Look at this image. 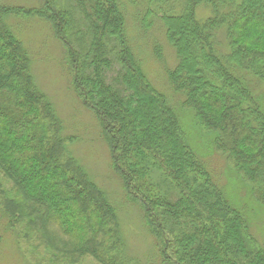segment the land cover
Here are the masks:
<instances>
[{
	"label": "trees",
	"instance_id": "1",
	"mask_svg": "<svg viewBox=\"0 0 264 264\" xmlns=\"http://www.w3.org/2000/svg\"><path fill=\"white\" fill-rule=\"evenodd\" d=\"M63 1L0 0V211L9 228L38 241L30 254L42 246L46 255L132 262L116 206L69 149L75 137L63 134L11 22L39 17L65 50L72 89L95 114L160 264H264V243L190 144L171 99L179 95L199 127L216 133V153L264 205V0H151L138 19L145 28L159 21L176 55L168 92L130 45L124 2L134 0ZM201 6L209 15L199 16Z\"/></svg>",
	"mask_w": 264,
	"mask_h": 264
},
{
	"label": "rangeland",
	"instance_id": "2",
	"mask_svg": "<svg viewBox=\"0 0 264 264\" xmlns=\"http://www.w3.org/2000/svg\"><path fill=\"white\" fill-rule=\"evenodd\" d=\"M9 4L39 6L41 0H5ZM69 1V0H68ZM63 1L64 7H70ZM151 0L124 2L127 17V31L130 45L136 57L142 62L151 82L166 92L169 91L166 71L176 65V55L171 48L162 24L153 21L148 28L140 23V15L148 14ZM156 13L157 5H151ZM199 16L209 15L201 6ZM154 20H157L156 18ZM16 31L20 34L30 52L32 73L39 87L47 93L63 121V134L75 137L69 149L88 170L93 180L108 194L116 206L122 223V237L130 264H160L155 253V244L141 220L137 205L128 202L123 195L119 178L112 171L110 153L101 134L95 114L87 109L73 91L65 50L54 36L50 24L39 17L12 18ZM160 50L157 54L156 48ZM160 55V57H158ZM186 136L213 172L217 182L233 204L245 214L251 230L264 243V205L255 200L252 188L233 170L225 158L214 149L216 133L203 131L195 121L194 114L181 106V97L171 95ZM264 110V96L260 99ZM264 183V181H263ZM3 185L9 190L13 185L4 177ZM75 244L78 242L74 241ZM34 240H19L8 226L7 217L0 211V264H101L91 256L77 257L76 254L59 255L53 248L44 253V248L36 246L31 250ZM55 256H52L55 254ZM52 254V255H51ZM58 254V255H57Z\"/></svg>",
	"mask_w": 264,
	"mask_h": 264
}]
</instances>
